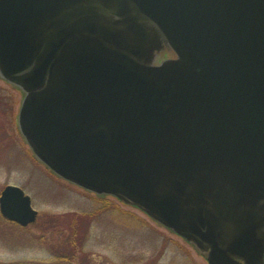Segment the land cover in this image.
<instances>
[{"label":"water","instance_id":"obj_1","mask_svg":"<svg viewBox=\"0 0 264 264\" xmlns=\"http://www.w3.org/2000/svg\"><path fill=\"white\" fill-rule=\"evenodd\" d=\"M0 77L53 173L207 264H264V0H0ZM0 213L37 211L8 184Z\"/></svg>","mask_w":264,"mask_h":264},{"label":"rangeland","instance_id":"obj_2","mask_svg":"<svg viewBox=\"0 0 264 264\" xmlns=\"http://www.w3.org/2000/svg\"><path fill=\"white\" fill-rule=\"evenodd\" d=\"M172 56L162 50L156 61ZM22 96L0 77V191L20 186L38 216L20 226L0 214L1 264H207L196 247L139 209L72 185L34 158L17 126Z\"/></svg>","mask_w":264,"mask_h":264},{"label":"flooded vegetation","instance_id":"obj_3","mask_svg":"<svg viewBox=\"0 0 264 264\" xmlns=\"http://www.w3.org/2000/svg\"><path fill=\"white\" fill-rule=\"evenodd\" d=\"M69 240H73V239H69ZM73 241H74V244H73V245H74V247H75V250H76V248H79V247L82 248L80 242H76V239H74ZM70 245H71V244H70ZM63 258H65V257H63ZM66 261H67V260H66Z\"/></svg>","mask_w":264,"mask_h":264},{"label":"trees","instance_id":"obj_4","mask_svg":"<svg viewBox=\"0 0 264 264\" xmlns=\"http://www.w3.org/2000/svg\"><path fill=\"white\" fill-rule=\"evenodd\" d=\"M72 220H74V218H72ZM71 222V220H69Z\"/></svg>","mask_w":264,"mask_h":264}]
</instances>
